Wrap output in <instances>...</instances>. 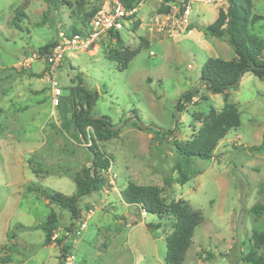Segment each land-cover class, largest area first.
<instances>
[{"label":"rangeland","instance_id":"rangeland-1","mask_svg":"<svg viewBox=\"0 0 264 264\" xmlns=\"http://www.w3.org/2000/svg\"><path fill=\"white\" fill-rule=\"evenodd\" d=\"M174 1L180 10L181 0ZM189 3L192 28L186 31L177 25L168 31L170 21L157 11L164 3L140 2L136 13L140 25L133 30L132 24H125L119 37L129 49L139 45L140 37L148 43L125 69L119 70L118 63L105 55L116 46L112 37L96 39L88 50L68 51L53 74L61 89L54 105L47 73L35 75L45 73L46 65L34 58L28 67L25 61L40 55L43 48L48 50L60 30L68 34L83 29L86 13L98 2L57 0L54 6L45 0H0V264H59L60 260L62 264H163L164 237L174 220L142 216L144 212L135 206L123 207L118 190L131 180L163 186L166 202L181 198L201 211L202 222L193 232L183 264H245L246 253L264 254V247L257 248L250 239L252 231L264 232V214L249 211L255 203L264 204V152L249 150L264 133V80L245 73L236 88L215 94L200 83L209 57L229 60L235 51L226 35L217 38L205 31L218 9H226V2ZM252 4V12L263 20L254 23L250 32L264 43V0ZM79 72L85 87L99 95L92 115L108 116L119 133L100 143L112 163L103 171V186L79 201L76 220L69 210L47 204L42 193L28 188L40 186L49 194L65 196L75 193L72 176L65 171H78L90 154L79 136L68 133L61 122L70 116L66 104L70 79ZM192 88L197 90L193 101L176 111L180 95ZM227 103L236 104L239 126L219 141L211 158H192L183 168L190 179L177 183L178 157L172 142L188 140L210 108L218 111ZM154 128L172 133L157 137ZM165 178L171 179L170 186L164 184ZM50 215L56 223L48 221ZM155 223L160 228L150 231L148 225ZM46 228L53 229L48 244ZM58 239H63L65 257ZM207 251L215 257L203 263Z\"/></svg>","mask_w":264,"mask_h":264},{"label":"trees","instance_id":"trees-1","mask_svg":"<svg viewBox=\"0 0 264 264\" xmlns=\"http://www.w3.org/2000/svg\"><path fill=\"white\" fill-rule=\"evenodd\" d=\"M49 4L56 6L57 0H45ZM82 1V0H80ZM126 7L137 5L141 0H122ZM169 1V0H166ZM188 0H181V4ZM226 9L219 8L216 19L205 27L208 35L217 38L227 36L228 42L235 51V57L229 60H223L217 57H209L203 64L200 74V83L212 93H221L229 88H236L239 85L241 77L245 73H251L260 80H264V57L261 52L264 49V43L261 38L256 37L250 32L254 23L263 20V16L252 12V0H224ZM96 6L90 8L87 16L86 29L91 16L94 14ZM157 11L167 14L170 11L168 5L160 6ZM184 11L181 6L180 13ZM17 12V11H16ZM18 14V12H17ZM16 18L18 16L16 15ZM133 30L140 25L139 20L132 23ZM15 26H18L14 23ZM189 27V26H187ZM190 28V27H189ZM83 29H73L68 34L83 32ZM108 37L115 38L116 46L105 53L107 58L118 63L119 70L125 69L130 60L144 47L147 46V39L140 37L139 45L135 48H126L122 45L119 31H110ZM56 41L54 42V44ZM53 44V45H54ZM52 45V46H53ZM47 49H41L43 54ZM44 71L36 76L44 75ZM34 75V74H33ZM83 74L77 73L70 79L71 86L67 94L66 104L68 105L69 117H62V128L72 134L79 136V141L86 145L90 154L89 161L84 163L78 171L74 173L65 171V174L71 175L75 184V193L71 196H65L58 192L52 194L44 191L40 186L29 187L42 193L47 199V204H54L62 209H67L72 213V218L78 220L80 218L79 201L81 198L90 195L93 191L99 190L105 183L103 171H107L112 163L111 157L105 150H102L100 143L110 140L118 135L119 129H116L108 116H93L92 111L95 102L98 99V92L85 87ZM197 90L192 88L180 95L175 105L176 111L180 112L184 104L193 101ZM61 97V96H60ZM203 100L207 98L201 97ZM61 99V98H60ZM240 124V112L234 103L225 104L220 110L215 111L210 108L208 112L201 118L200 126L192 133V136L185 141L174 140L172 142L173 149L178 157L174 164L175 170L178 172L176 182L184 184L190 179L185 174L183 168L187 166L192 158L209 159L213 150L220 140L233 128ZM89 129L92 133L89 134ZM155 135L161 138L172 133V130L156 129ZM252 151L264 152V133L261 142L258 145L249 147ZM36 174L41 171L33 169ZM48 173V170L44 171ZM171 179L165 178L164 184L170 186ZM164 187L157 185H142L135 181H128L124 188L120 190V196L123 202L134 205L140 213L156 214L159 217L171 216L173 223L171 231L165 235L166 252L163 258V264H183L186 252L192 243V236L195 228L202 222V213L199 209L192 208L189 203L181 198L166 202L162 196ZM249 211L260 216L264 214V204L255 203ZM54 222L55 217L50 215L48 221ZM57 221H55L56 223ZM55 226V224L53 225ZM160 223L149 224L150 231L160 228ZM54 228V227H53ZM45 244L51 241L52 228H46ZM252 243L257 248L264 247V232L252 231L250 237ZM57 243L61 246L65 257L66 247L63 239H58ZM215 257L211 251L206 252L204 261H209ZM7 258L6 260H8ZM245 264H264V254L258 255L255 252H248L243 256ZM59 264H62L60 260Z\"/></svg>","mask_w":264,"mask_h":264},{"label":"built area","instance_id":"built-area-1","mask_svg":"<svg viewBox=\"0 0 264 264\" xmlns=\"http://www.w3.org/2000/svg\"><path fill=\"white\" fill-rule=\"evenodd\" d=\"M98 2L97 9L89 20L88 27L83 29L81 33L67 34L60 30L56 43L51 46L46 52L40 55L29 57L25 61V66H30L37 58L44 62L45 74L51 81V101L52 104L58 103V98L61 95V89L54 78L56 67L63 61L66 54L70 50L84 51L88 50L96 41L103 36H107L110 31H120L125 24L130 25L136 20V13L139 9V4L132 7H126L122 0H95ZM165 5L170 7L169 13L165 17L170 21L168 31L174 30L178 25H185L188 22V13L190 11L189 4L183 3L184 11L180 13L179 8L175 7L174 0H160ZM112 182V181H111ZM144 214V213H143Z\"/></svg>","mask_w":264,"mask_h":264},{"label":"crops","instance_id":"crops-1","mask_svg":"<svg viewBox=\"0 0 264 264\" xmlns=\"http://www.w3.org/2000/svg\"><path fill=\"white\" fill-rule=\"evenodd\" d=\"M187 3L189 4V6H190V3H189V0L187 1ZM190 9H191V7H190ZM190 12V11H189ZM188 15H189V13H188ZM190 21L188 20V22H187V24H185V25H183V27H185V29H186V31L187 30H189L190 28H192V25H189L188 23H189ZM192 24V23H191ZM187 26H189V27H187ZM187 27V28H186ZM221 38V37H220ZM125 187V186H124ZM124 187H121L119 190H118V193H119V203L123 206V207H127V208H129L130 206L132 207V206H134V205H129V204H126L125 202H123L122 201V199H121V196H120V190L122 189V188H124ZM108 204H109V202H108ZM102 206H104L103 204H102ZM146 214H148V213H146ZM145 215V212H144V214H142V216H144Z\"/></svg>","mask_w":264,"mask_h":264}]
</instances>
